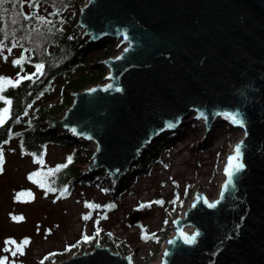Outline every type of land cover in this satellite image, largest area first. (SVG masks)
Listing matches in <instances>:
<instances>
[{"label": "water", "instance_id": "1", "mask_svg": "<svg viewBox=\"0 0 264 264\" xmlns=\"http://www.w3.org/2000/svg\"><path fill=\"white\" fill-rule=\"evenodd\" d=\"M75 27L87 44L116 39L119 54L101 62L102 83L71 93L50 128L93 143L88 169L121 179L191 115L205 118L208 130L236 115L242 125L228 120L244 136L233 163L243 168L226 163L216 200L195 192L160 264H264V0H87ZM196 232L195 243L184 242ZM59 264L134 262L96 244Z\"/></svg>", "mask_w": 264, "mask_h": 264}, {"label": "rangeland", "instance_id": "2", "mask_svg": "<svg viewBox=\"0 0 264 264\" xmlns=\"http://www.w3.org/2000/svg\"><path fill=\"white\" fill-rule=\"evenodd\" d=\"M36 6L37 17L42 16L50 21L58 18V15H52L53 9L49 5L39 3ZM64 17L71 21L73 13H67ZM71 37L77 38L80 45H89L87 40H82L83 30L79 27L74 26ZM21 38L28 45L35 46L38 53L44 52L51 41L50 35L36 29L22 34ZM111 40L114 42L107 55L94 50L85 54L86 63L98 64L104 70L103 76L92 85L102 83L108 72V68L101 62L119 54L116 49L117 40ZM11 49L9 52L8 48L3 47L0 52L1 74L12 75L15 70L13 61L23 53L29 55V50H23L18 41ZM57 60L54 59L53 65ZM64 83L63 77L56 78L52 93L35 106H45L60 100ZM65 111L55 112L52 120L60 119ZM183 122L178 130L172 132L177 137L169 144L167 152L160 154V160L154 157L156 147L153 144L147 146L144 153L151 152L155 161L146 171L128 172L121 179H114L109 174L98 177L104 168L87 169L91 175L97 176L95 181L85 186L77 184L67 199L57 202L46 197L28 177L39 168L52 167L64 161L69 149L57 144L48 145L44 160L34 162L31 156L22 153L18 139L11 140L3 148L4 164L0 172V257L7 256L16 264H59V261L71 255L89 252L96 244H100L125 256L131 255L138 264H160L167 240L177 233L175 221L180 216L184 217L194 200L195 192L205 194L210 200L218 198L224 180V168L230 159L229 151L244 136L243 130L236 129L228 119L217 120L209 130L206 119L197 118L196 114ZM86 144L94 150L93 143ZM90 165L89 161L87 167ZM124 179H128V183L119 190L110 191L101 183L98 184L100 181L112 180L118 186ZM24 190L33 191L31 199H20L18 194ZM114 196H117V207L113 211L102 209L101 206ZM89 200L96 201L100 207H86ZM159 200L162 201L158 203ZM146 203L149 205L144 206ZM136 213H140L139 219L132 224L130 218ZM14 216L23 219L13 220ZM84 216L90 218L84 219ZM101 231L112 232L116 242L111 244L101 240ZM142 234H154L163 239L160 242L142 240ZM84 236L91 239L83 241ZM26 240L28 243H24ZM6 241L15 243L6 244ZM18 246L23 254L17 250ZM70 247L73 248L71 252L57 262L47 257L51 252L64 254ZM5 248L11 251H5ZM12 252L17 254L13 256Z\"/></svg>", "mask_w": 264, "mask_h": 264}, {"label": "trees", "instance_id": "3", "mask_svg": "<svg viewBox=\"0 0 264 264\" xmlns=\"http://www.w3.org/2000/svg\"><path fill=\"white\" fill-rule=\"evenodd\" d=\"M86 1L29 0L25 2L24 0H5L3 5H0V44L9 49L18 41L23 50H29L28 56L23 53L20 58H17H23L22 63L14 65L15 70L12 75L0 73V76L13 81L20 80L19 85L16 87L5 85L4 91L0 93L5 100H11V105L5 103V100H0V108L10 109V118L4 126L0 127V149L3 151L6 144L13 139H18L22 153L31 156L34 162L44 160L48 145L57 144L69 149L64 161L52 167L39 168L36 172L29 174L30 176L32 173H39L31 181L38 190L44 192L46 197L55 202L67 199L77 184L90 185L97 177L87 171V165L94 152L93 148L83 140L69 137L62 129L50 128L54 113L67 110L71 105L72 92L82 90L96 83L103 76V68L95 63H86L85 54L94 50L107 55L114 42V40L105 39L98 44L80 45L77 38L71 37L74 26L78 21L80 8ZM39 3L49 5L53 9L52 15H58V18L50 21L42 16L37 17L35 10L36 5ZM71 12L73 13L72 20L67 21L64 16ZM25 17L30 18L25 19ZM32 29L50 35L51 41L44 52L38 53L35 46L28 45L21 38L22 34H26ZM57 58L56 64L53 65L52 62ZM37 64L43 65V68L39 71L35 67ZM24 77H31V79ZM58 77L65 79L60 100L45 106H35L38 101L52 93L53 82ZM175 134L172 132L165 133L153 142V147H156L154 157L156 156L160 160V154L167 152L169 144L177 137ZM69 157H71V163L68 162ZM154 157L151 152L146 151L141 159L132 166L130 172L146 171L155 161ZM60 165H67V167L49 172L50 169L56 170ZM105 174H107L106 170L98 177H104ZM100 183L110 191L113 189L119 190L125 188L128 179L122 180L118 186H115L112 180L98 182V184ZM41 184L43 187L40 186ZM20 193H24V195H20L21 200L31 199L33 196L31 190H24ZM28 193H31V195H28ZM116 198L117 196L108 199L101 208L113 211L117 207ZM161 201L159 200L158 203ZM87 204L99 205L94 200L87 201ZM143 205L146 206L149 203ZM90 208L94 209L95 207ZM101 232L102 234L99 232L101 240L111 244L116 242V237L112 232ZM148 239L160 242L163 237H155L154 234H142V240ZM83 241H85L84 238ZM72 249L70 247L64 254L51 252L47 257H51L54 262H57L67 256ZM4 257L7 256H2L0 259ZM7 258L5 264H16L14 260Z\"/></svg>", "mask_w": 264, "mask_h": 264}, {"label": "snow or ice", "instance_id": "4", "mask_svg": "<svg viewBox=\"0 0 264 264\" xmlns=\"http://www.w3.org/2000/svg\"><path fill=\"white\" fill-rule=\"evenodd\" d=\"M5 2V0H0V5H3V3ZM30 17H25V19H29ZM43 19V18H41ZM15 45H13L14 47ZM2 49H3V45L0 44V52H2ZM11 48L8 49L9 52H11ZM4 59H7V57H4ZM22 59H17V60H14L13 61V64L14 65H20L22 63ZM37 68V70H41L43 68V65L42 64H37L35 66ZM24 78H27V79H31V77H24ZM20 83V80H16V81H13L9 78H6V77H2L0 76V93H2L5 89V85H10L12 87H16L18 86ZM110 87V86H109ZM0 100H5V98L0 95ZM5 103H7L8 105H11V100H5ZM204 114L201 113V116H203ZM226 115V118L228 119H231L234 123H238V124H243V121L242 120H237L236 118V115L232 114V113H227L225 114ZM10 118V109L9 108H0V127L4 126V124L7 122V120ZM169 127H173L172 124H169L168 125ZM73 132H75V129H73ZM235 152H236V156H233V157H230L229 159V168H232L234 171L238 172L240 171L242 168H243V165L242 164H239V163H233V161H237L238 160V157H239V153H240V146L237 145L236 149H235ZM37 162H41V161H37ZM68 162L71 163V157L68 158ZM3 164H4V154H3V151L2 149H0V172L3 171ZM64 167H67V165H60L58 166V168L56 170H52L50 169L49 172H53V171H58L60 168H64ZM39 173H32L28 178L31 180L34 176H38ZM230 180H231V173H230ZM35 182V181H34ZM41 187H43V185L41 184L40 185ZM227 187V185L225 186ZM19 195H24V193H20L18 194ZM28 195H31V193H28ZM206 202V201H205ZM207 203V202H206ZM209 207H215V204H209L208 205ZM86 207H100L99 205H91V204H87L86 203ZM84 219H89L90 217L89 216H84L83 217ZM13 220H22L23 217H12ZM185 235V243H195L196 242V237L199 235V232H196L195 234H193L192 236H187V234H184ZM89 239H91L90 237L88 236H84V240L85 241H88ZM6 244L7 243H15V241H6L5 242ZM24 243H28V241H24ZM5 251H11L10 249L8 248H5L4 249ZM18 251H20L21 254H23L22 252V249L18 246ZM17 253L16 252H12V255L15 256ZM8 258L7 257H4L3 259H0V264H5V261L7 260Z\"/></svg>", "mask_w": 264, "mask_h": 264}, {"label": "bare ground", "instance_id": "5", "mask_svg": "<svg viewBox=\"0 0 264 264\" xmlns=\"http://www.w3.org/2000/svg\"><path fill=\"white\" fill-rule=\"evenodd\" d=\"M119 41L121 42L122 39H120ZM122 48H123V46H122ZM183 123H184V122H183ZM181 125H182V124H181ZM181 125H180V126H181ZM180 126H178V128H177L176 130H178ZM176 130H175V131H176ZM175 131H173V132H175ZM236 144H237V143H236ZM234 148H235V147L232 146V148L230 149V151H229V155H228L229 157H231L232 153L234 152ZM224 177H225V175H224ZM176 231H177V230H176ZM186 231H188V232H193V231H194V228H193V227H187V228H186ZM175 234H176V232L174 233V235H175ZM174 235H173V236H174ZM132 259H133V258H132ZM133 262H134V264H138V263H137L136 261H134V260H133ZM158 264H159V263H158Z\"/></svg>", "mask_w": 264, "mask_h": 264}]
</instances>
